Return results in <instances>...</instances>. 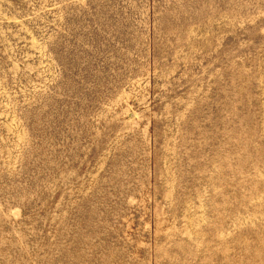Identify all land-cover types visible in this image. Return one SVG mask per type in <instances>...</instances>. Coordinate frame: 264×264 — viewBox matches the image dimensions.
I'll return each instance as SVG.
<instances>
[{
  "label": "rangeland",
  "instance_id": "1",
  "mask_svg": "<svg viewBox=\"0 0 264 264\" xmlns=\"http://www.w3.org/2000/svg\"><path fill=\"white\" fill-rule=\"evenodd\" d=\"M0 264H264V0H0Z\"/></svg>",
  "mask_w": 264,
  "mask_h": 264
}]
</instances>
